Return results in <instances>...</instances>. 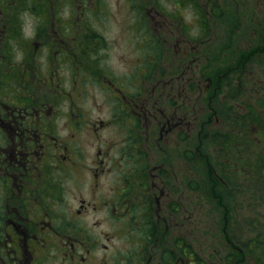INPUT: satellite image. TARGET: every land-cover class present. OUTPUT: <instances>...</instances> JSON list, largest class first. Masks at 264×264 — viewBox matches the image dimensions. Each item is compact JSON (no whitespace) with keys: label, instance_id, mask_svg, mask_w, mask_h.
Returning a JSON list of instances; mask_svg holds the SVG:
<instances>
[{"label":"flooded vegetation","instance_id":"1","mask_svg":"<svg viewBox=\"0 0 264 264\" xmlns=\"http://www.w3.org/2000/svg\"><path fill=\"white\" fill-rule=\"evenodd\" d=\"M26 1L0 0V264L178 263L175 240L170 260L163 252L155 258L162 225L166 233L175 224L162 212L168 180L156 154L173 135L192 139L193 74L176 78L185 90L175 78L159 81L171 87L154 98L157 87L146 86L149 69L142 67L131 92L94 65L93 44L76 40L85 26L62 21L52 37L49 25L31 24L27 34L23 17L35 11L18 8ZM82 1L61 0V6L69 5L74 18ZM182 33L181 43L202 41ZM242 36L251 46L261 38L259 28ZM206 79L208 91L213 79ZM98 80L107 81L108 102L113 95L118 103L93 121L72 91L82 96ZM205 110L199 118L213 129ZM104 129L113 133L103 138ZM120 231L131 236V247L112 261L99 250H108L105 242Z\"/></svg>","mask_w":264,"mask_h":264},{"label":"rangeland","instance_id":"2","mask_svg":"<svg viewBox=\"0 0 264 264\" xmlns=\"http://www.w3.org/2000/svg\"><path fill=\"white\" fill-rule=\"evenodd\" d=\"M219 1L223 9L220 17L210 19V4L206 5L205 17L210 19V24L204 33L200 32L199 27L190 25L194 21L196 23L198 18L195 14L193 18V13L189 15V7H180L177 11L182 13V18L188 20L183 25L186 30L190 26L187 33L202 39L196 43L180 42L184 27H181L180 19L177 20L171 14L176 8L169 0H83L81 7L76 9L77 15L74 18L70 15V6H61V0H27V4L23 3L18 7L23 8L25 5L35 11L21 13L25 14L24 23L28 24L27 34L31 32V24L49 25V34L54 37L58 36L57 25L62 21L72 19L78 25L85 26L76 40L93 44L94 65L98 69L102 67L111 71L116 83L126 85L131 92L137 91V72L142 67L149 69V72L146 71V86L150 89L157 87L154 98L171 87H164L159 81L164 83L175 78V85L178 86L176 78L181 73L193 74V90L188 92L193 106L192 139L186 141L185 132H182L170 137L172 139L169 145L163 142L162 147L157 149L156 155L160 158L162 172L168 180L167 195L164 198L166 206L162 212L175 224L166 233L165 225H162L156 259L164 248H173V240L176 242L178 238H184L206 264H254L250 242L264 237V181L256 180L240 187L232 185V189L227 187L225 193L222 192L225 200L220 206L216 204L221 195L214 196L208 184V160L209 154H213V142L207 138V133L212 128L210 125L207 127L199 118L202 111L206 109L209 114L210 107L218 110L212 116L217 130H225L228 124L229 129L232 128L233 117L244 110L247 102H251L250 106L255 110L264 112V45H260V48L251 46L242 36L249 29L260 30L264 26V1ZM163 9L170 14L161 13ZM72 20L69 24L73 23ZM262 40L264 33L259 40L260 44ZM255 47L256 53H248ZM156 50H160V57L153 54ZM249 58V63H246ZM243 68L249 72L255 71L254 75L245 70L241 76ZM208 76L214 81L212 90L210 88L205 91L203 86L206 85ZM89 83L82 96L78 95V89L72 91L75 103L93 121L107 118L108 106L118 102L113 95L108 102L107 96L111 91L103 87L107 81L98 80L96 85ZM184 83L185 81L179 84H182L183 89ZM217 85L219 87L215 92L214 86ZM212 92L216 95L207 103L206 93L211 95ZM63 104L65 106L61 107L67 108L69 102L65 101ZM162 104L166 105L165 102ZM111 133L113 132L109 129H104L100 135L106 138ZM187 149L193 151V156L197 150L201 155H206L195 161L189 157V153L186 154ZM255 154L256 152L252 158ZM154 162L157 160L154 159ZM216 171L221 177L219 170ZM197 184L199 188L194 189ZM219 189L218 187L217 191ZM227 190L231 192L227 193ZM105 227L107 226L103 225ZM126 234L120 231L111 241L105 242L109 245L108 250L101 248L99 251L112 255V261L122 259L116 256L119 252L124 257L128 256L132 240ZM182 242L181 240V244ZM179 249L178 246V252ZM176 264H188L186 257L179 255Z\"/></svg>","mask_w":264,"mask_h":264},{"label":"trees","instance_id":"3","mask_svg":"<svg viewBox=\"0 0 264 264\" xmlns=\"http://www.w3.org/2000/svg\"><path fill=\"white\" fill-rule=\"evenodd\" d=\"M169 1H171L176 8L172 11L171 14L176 16L177 20L180 19L179 22L182 25L181 27L183 28V25L185 23H188V20L187 18H182V13L177 11L180 9V7L182 9L189 7V15L193 13V18H195L194 14L196 15V18H198L196 20V23L194 21L193 26L199 27L201 33H203L209 26L210 19L220 17L223 14V9L219 0ZM209 4L210 19H206L205 8L206 5ZM161 7L164 8V6ZM165 9L167 8L165 7ZM165 9H163L162 12L165 14H170ZM262 25H264V23H262ZM188 28H190V26ZM188 28L186 30V28L184 27V31H186L185 33H187ZM262 33H264V26L260 29V37ZM259 40H257L258 44L256 46L260 48V45H264V40H262L263 44H260ZM256 52L257 48L255 47L248 53L252 54ZM159 53L160 50H156L155 52H153L155 56L159 55ZM158 57H160V55ZM213 94L214 92H212L211 98L213 97ZM262 105H264V100H262ZM245 110L246 109H244L241 113L233 117V126L235 125V128L229 129L228 124L225 130L229 129V131H225L223 129L217 130L215 129V126L212 130L208 131L207 133V138L209 137V139H211V141L213 142V154H209L210 159L208 160V169L210 171V181H208V184L210 192L214 196L221 195L218 199V204H216L218 206H220L219 204H222L223 200H225L223 198L224 194L222 195V192L225 193L227 187L232 189V185H237L238 187H240L245 184L250 185L256 180L264 181V112L262 113L259 110H255L254 107L250 105L247 107V112H245ZM216 113H218V110L215 108H211L209 117L213 118L212 116H214ZM228 118L226 119L228 120ZM209 122L212 123L213 119ZM254 152H256V154L252 158ZM188 153L190 154L189 157L194 159L195 161L196 159H201L206 155V153L204 155H201L198 150L194 151V156L193 151L186 150V154ZM212 157L213 160L211 161ZM216 169L219 170V174H221V177L218 175ZM218 187L220 188L219 191H217ZM198 188V184L194 186V189ZM230 192L231 191L227 190V193ZM181 240L183 241L182 244ZM177 242V247L179 246L180 248L179 252L177 250L178 257L179 255H184L187 258L188 263L189 260L191 261L189 264H206L203 259L200 258L198 253L187 244L184 238H178ZM249 247H251L250 251H252L253 255L251 259L254 260V264H264V237H261L257 240H252L250 242ZM170 257V248H164L163 258H167V260H170ZM167 264H170L169 261H167Z\"/></svg>","mask_w":264,"mask_h":264}]
</instances>
